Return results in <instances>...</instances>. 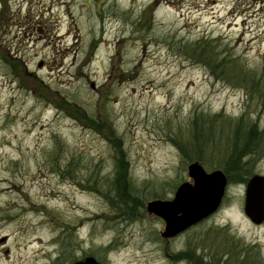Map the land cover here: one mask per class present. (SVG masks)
<instances>
[{"label":"rangeland","instance_id":"rangeland-1","mask_svg":"<svg viewBox=\"0 0 264 264\" xmlns=\"http://www.w3.org/2000/svg\"><path fill=\"white\" fill-rule=\"evenodd\" d=\"M2 7L0 264H264L243 212V171L264 176V0ZM202 40L209 65L189 54ZM193 161L225 174L222 202L164 238L146 205Z\"/></svg>","mask_w":264,"mask_h":264},{"label":"water","instance_id":"water-1","mask_svg":"<svg viewBox=\"0 0 264 264\" xmlns=\"http://www.w3.org/2000/svg\"><path fill=\"white\" fill-rule=\"evenodd\" d=\"M191 182L179 184L171 200H152L146 210L164 221V238L176 236L207 218L220 206L227 179L221 170L207 172L198 161L187 165ZM243 212L253 224L264 222V176L254 174L245 184ZM72 264H101L87 256Z\"/></svg>","mask_w":264,"mask_h":264},{"label":"trees","instance_id":"trees-1","mask_svg":"<svg viewBox=\"0 0 264 264\" xmlns=\"http://www.w3.org/2000/svg\"><path fill=\"white\" fill-rule=\"evenodd\" d=\"M189 54L191 57L201 60L206 65H209L213 59V52H210L209 46L204 40L194 42L193 46L189 47ZM243 175L247 182L250 178L248 172L243 171Z\"/></svg>","mask_w":264,"mask_h":264},{"label":"flooded vegetation","instance_id":"flooded-vegetation-1","mask_svg":"<svg viewBox=\"0 0 264 264\" xmlns=\"http://www.w3.org/2000/svg\"><path fill=\"white\" fill-rule=\"evenodd\" d=\"M10 16L14 15L8 12V9H4L2 7L0 10V31L2 32V35L6 28H8L10 25L14 26L17 23V21H13Z\"/></svg>","mask_w":264,"mask_h":264},{"label":"bare ground","instance_id":"bare-ground-1","mask_svg":"<svg viewBox=\"0 0 264 264\" xmlns=\"http://www.w3.org/2000/svg\"><path fill=\"white\" fill-rule=\"evenodd\" d=\"M65 81L63 80V81H61V83H64ZM142 87V90L143 89H151L152 88V80H149V81H146L144 84H143V86H141ZM2 92L4 93L5 92V89H3L2 90ZM2 191H4V192H6V193H11L12 192V190L10 191L8 188H2L1 189ZM52 198H55L56 199V197L55 196H52ZM37 243V242H36Z\"/></svg>","mask_w":264,"mask_h":264}]
</instances>
